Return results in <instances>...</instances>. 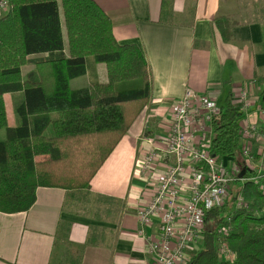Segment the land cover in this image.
I'll return each mask as SVG.
<instances>
[{
  "label": "crops",
  "instance_id": "0c3cea01",
  "mask_svg": "<svg viewBox=\"0 0 264 264\" xmlns=\"http://www.w3.org/2000/svg\"><path fill=\"white\" fill-rule=\"evenodd\" d=\"M94 2L110 18L115 39L120 44H134L146 58L150 101L93 177L86 193L38 187L29 210L0 212V264H59L67 242L81 249L79 264H154L148 241L138 234L137 215L173 159L159 152L160 158L148 171L143 173L140 167L151 146L159 144V135L168 129L174 103L186 89L206 93L218 106L231 93L236 108L239 91L245 88L249 105L240 110L239 125L241 130L257 128L260 136L244 144L252 149L256 167L264 166V100L260 96L264 83L257 79L264 74V0ZM6 12L0 11V17ZM217 16L237 21L230 39L221 38L214 24ZM64 39L63 53L68 56ZM46 56L29 55L21 68L22 77ZM135 60L137 53L130 51L121 63ZM93 76L99 82L106 81L104 64L89 61L86 74L70 80L71 89L86 87ZM4 101L8 125L17 126L15 109L23 102V93H6ZM0 136L4 138V131ZM221 160L229 166L233 163L232 158ZM187 190V185L181 187L183 194ZM155 227H147L148 235L155 236ZM200 242L195 239L189 245V257Z\"/></svg>",
  "mask_w": 264,
  "mask_h": 264
},
{
  "label": "trees",
  "instance_id": "16d2710c",
  "mask_svg": "<svg viewBox=\"0 0 264 264\" xmlns=\"http://www.w3.org/2000/svg\"><path fill=\"white\" fill-rule=\"evenodd\" d=\"M8 3L9 9L0 17V131H4V138L0 136V212L10 214L29 210L38 187L86 193L149 103L151 82L144 55L134 44L115 39L110 18L94 0ZM214 24L221 38L228 40L237 21L217 16ZM64 37L68 56L63 53ZM130 51L137 53V60L121 63ZM39 53L47 56L22 77L28 56ZM91 60L104 64L106 81L93 76L86 87L71 89L70 80L85 75ZM134 79H141L142 85L117 90V84ZM257 79L264 83V74ZM15 92L23 93V102L15 109L19 123L11 127L4 94ZM260 96L264 100V88ZM242 115L228 93L211 121L208 150L221 159L232 158L240 177H255L257 182H244L225 204L205 211L200 247L185 264H264V192L259 190L264 173L244 166ZM237 193L246 207L232 208ZM226 218L231 225L226 242L234 253L232 261L218 255L217 227ZM65 246L59 264H79L81 249L70 242Z\"/></svg>",
  "mask_w": 264,
  "mask_h": 264
},
{
  "label": "built area",
  "instance_id": "2783aa9c",
  "mask_svg": "<svg viewBox=\"0 0 264 264\" xmlns=\"http://www.w3.org/2000/svg\"><path fill=\"white\" fill-rule=\"evenodd\" d=\"M9 9L8 0H0V11ZM248 92L239 91L238 110L249 105ZM219 112V106L206 93L186 89L174 103L170 123L165 133L159 135V144L151 146L140 170L145 173L160 158L159 152L173 159L154 189L146 206L138 213V234L148 241V252L154 264H185L189 259L187 249L195 239L201 240L205 211L226 203L229 188L235 181L257 182L239 176V168L221 160L208 150L211 136V121ZM240 148L244 166L256 174L264 173V166L256 167L252 149L245 141L260 136L256 127L241 130ZM188 180V183H187ZM187 185L183 194L181 187ZM264 192V184L259 186ZM237 207H246L241 194H236ZM155 224L153 235L147 227ZM231 231L230 218L217 227L218 255L232 261L234 253L226 242Z\"/></svg>",
  "mask_w": 264,
  "mask_h": 264
},
{
  "label": "rangeland",
  "instance_id": "374dc122",
  "mask_svg": "<svg viewBox=\"0 0 264 264\" xmlns=\"http://www.w3.org/2000/svg\"><path fill=\"white\" fill-rule=\"evenodd\" d=\"M142 85V80L141 79H134V80H129V81H124V82H121L120 84H117L116 88L117 90H122V89H129V88H136V87H140ZM5 103V101H4ZM10 103L7 102V105H9ZM10 106V105H9ZM5 109H6V106H5ZM7 113V111H6ZM7 121H8V118H7ZM2 131V130H1ZM2 133V132H1ZM238 184H236V182L234 181L230 188H229V197L230 195L232 194V192L234 193V191L237 189ZM228 197V199H229ZM228 201V200H227ZM232 208H237V205L236 203L234 202V204L232 205ZM53 264V263H52Z\"/></svg>",
  "mask_w": 264,
  "mask_h": 264
}]
</instances>
